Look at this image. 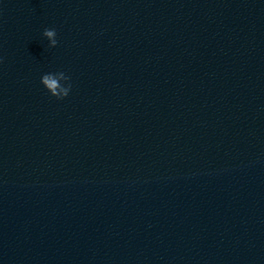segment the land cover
<instances>
[{
    "label": "clouds",
    "instance_id": "9594fccd",
    "mask_svg": "<svg viewBox=\"0 0 264 264\" xmlns=\"http://www.w3.org/2000/svg\"><path fill=\"white\" fill-rule=\"evenodd\" d=\"M44 35L51 38L56 35V32L54 29H45ZM53 43L55 44L56 41H53ZM56 77H59V79ZM69 80L70 78L66 76L64 72L48 73L41 77V83L43 86L51 96L56 97L57 99H63L68 96L72 87ZM62 81L66 82V86L61 83Z\"/></svg>",
    "mask_w": 264,
    "mask_h": 264
}]
</instances>
